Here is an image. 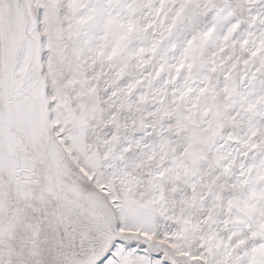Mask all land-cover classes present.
I'll return each instance as SVG.
<instances>
[{"label": "snow or ice", "instance_id": "obj_1", "mask_svg": "<svg viewBox=\"0 0 264 264\" xmlns=\"http://www.w3.org/2000/svg\"><path fill=\"white\" fill-rule=\"evenodd\" d=\"M0 264H264V0H0Z\"/></svg>", "mask_w": 264, "mask_h": 264}]
</instances>
